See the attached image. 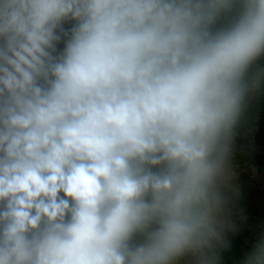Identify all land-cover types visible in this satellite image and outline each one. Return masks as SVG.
<instances>
[{
    "label": "clouds",
    "instance_id": "clouds-1",
    "mask_svg": "<svg viewBox=\"0 0 264 264\" xmlns=\"http://www.w3.org/2000/svg\"><path fill=\"white\" fill-rule=\"evenodd\" d=\"M261 95L264 0H0V264H221Z\"/></svg>",
    "mask_w": 264,
    "mask_h": 264
},
{
    "label": "rangeland",
    "instance_id": "rangeland-1",
    "mask_svg": "<svg viewBox=\"0 0 264 264\" xmlns=\"http://www.w3.org/2000/svg\"><path fill=\"white\" fill-rule=\"evenodd\" d=\"M245 116L242 121H238L237 125L241 126L242 134L245 138L251 139L254 142L257 136L258 127H260L261 132L259 135L264 137V95L259 98L252 100L248 107L244 110ZM254 122L246 130L245 123ZM234 135L236 133H233ZM234 141L230 143L228 153L238 150L239 142L236 140L238 135L234 136ZM254 145V144H253ZM241 147V145H239ZM262 149L258 146L259 150H256L261 154V162L252 173V185L249 188L243 189L241 186L246 185V174L244 173L247 168L238 169V177L240 178L241 185L233 184L230 188L226 189V192L221 190L225 199V217L227 222L232 226L233 229H238L242 231H248V238L246 240L248 249L245 250L247 253L253 245L258 242L261 237H264V139L262 143ZM243 148V147H242ZM242 164V163H241ZM244 166V163L242 164ZM219 185H223L219 182ZM248 186V185H247ZM247 190V191H244ZM245 193H247L245 195ZM249 201H252V205H248ZM226 233H229L226 231ZM221 241L219 243V252ZM188 260L181 262V264H188Z\"/></svg>",
    "mask_w": 264,
    "mask_h": 264
},
{
    "label": "crops",
    "instance_id": "crops-1",
    "mask_svg": "<svg viewBox=\"0 0 264 264\" xmlns=\"http://www.w3.org/2000/svg\"><path fill=\"white\" fill-rule=\"evenodd\" d=\"M234 138L235 137L232 136L230 143L234 141ZM263 139L264 137L262 138L260 135H257L255 137L254 145L256 147V150H259L258 146H260V149H262L261 145L263 143ZM238 142H239V145H241V147L238 145V150H235L233 147V151L227 154L225 158V162H224L223 171L219 178V182L223 184V185H219L220 189L225 192H226V189L230 188L233 184L241 185L242 181H240V178L238 177L239 172H237V170L238 169L240 170L241 168H244L245 166H248L250 170L245 169L244 173L246 174V177H247L246 185L241 186V188L243 189L249 188L253 182V179H252L253 170H255L259 165L262 164V162L256 161L258 158H261V154L259 152H255V151L254 153L249 152V150L246 147V143L240 138ZM241 163L242 164L244 163V166ZM248 167H245V168L248 169ZM244 191H247V190H244ZM246 194L247 193H245V195ZM248 203H249L248 205L253 204L252 201H249Z\"/></svg>",
    "mask_w": 264,
    "mask_h": 264
},
{
    "label": "trees",
    "instance_id": "trees-1",
    "mask_svg": "<svg viewBox=\"0 0 264 264\" xmlns=\"http://www.w3.org/2000/svg\"><path fill=\"white\" fill-rule=\"evenodd\" d=\"M245 111L242 113L239 121H242L243 117L245 116ZM254 122L251 121L250 123H245V128H248L250 125ZM257 135H259L261 132L260 127H258ZM233 133H236L235 135H238L237 140L242 139L246 143V147L249 150V152H257L255 145H253V141L251 139H247L242 134L241 126L236 125L235 129L233 130ZM234 134L232 136H235ZM259 156V155H258ZM256 161L261 162V158H258ZM248 231H242L238 229H233V231H230L229 233H225L221 237V251L219 255V259L221 264H242L244 255L246 254L245 250L248 249L246 246V240L248 238ZM186 260H189V258H186ZM188 262V261H187Z\"/></svg>",
    "mask_w": 264,
    "mask_h": 264
}]
</instances>
